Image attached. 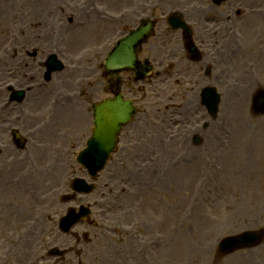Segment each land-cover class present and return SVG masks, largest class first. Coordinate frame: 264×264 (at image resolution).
I'll return each instance as SVG.
<instances>
[{"label": "rangeland", "instance_id": "obj_1", "mask_svg": "<svg viewBox=\"0 0 264 264\" xmlns=\"http://www.w3.org/2000/svg\"><path fill=\"white\" fill-rule=\"evenodd\" d=\"M41 1V7L38 8L39 0H0V71L4 70L0 86L13 81L9 78V72L19 71L22 74V68L17 63L22 61V66L27 70L29 67H36L38 63L41 65L50 54L57 52V39L63 35L62 29L66 30L63 16L73 20L80 19L90 6L78 11V3L82 0ZM191 1L193 0H134L135 4L128 5L126 0H109V4L101 2L100 5L90 0V3L100 5L103 11L122 14V35L139 27L146 20L153 22L154 28L149 38L139 47L138 56L141 61L150 60L155 63L156 72L164 63L167 47L170 46L176 53L185 52L184 43L173 44V37L176 36L165 38L162 35V29L167 27L165 16L182 8L185 12L191 9L200 13H209L210 8H217V11L228 10L230 2L215 7L210 0H194L193 6H190ZM231 1L232 5L255 6L258 11L264 9V0ZM129 6L133 8L130 9ZM144 16L149 18L141 20ZM190 22L198 23L199 19ZM51 27L59 29L51 32ZM107 27L105 23L93 22L75 35L88 36ZM191 27L194 40L198 36L200 39L204 38L194 28L196 25ZM21 30L24 33L19 36ZM259 30V24H256L249 37L243 36L242 41L235 43L233 39L227 40V49L239 43L244 46L237 59H243V70H247V65L253 64L256 47L252 49V42L256 43L258 51L264 50L262 42L255 38ZM204 33L208 36L204 40L207 42L205 48L219 43L214 39V34L208 35V31L201 29V34ZM114 35L115 30L112 28L109 35L90 38L75 47L72 45L74 35L68 37V44L59 57L65 65H76L81 70L78 71L79 74L71 76L67 73L66 76L70 77L68 85H61L54 77L50 85L60 93L56 97L60 96L61 99H68L69 93L74 95L71 92L75 89L77 93L81 90L77 96L78 102L73 104L75 106L68 107L78 112V124L70 123L60 114L63 119L54 122L53 139L44 142L45 158L40 157V153L38 158L32 151V146L35 143L38 145L37 139L29 145L28 132L34 124L20 123L21 126H16L26 141L21 150L7 133H3L0 151L9 149V152L2 158V152L0 154V181H5L7 189H11L16 195L4 197L12 204V208H8L12 211L8 212L11 213L9 215L7 213L6 220L0 219V264H107V259L118 264H264V242L256 249L222 257L218 256L216 250L219 240L224 237L244 231H264V117L250 119L241 111L240 122L236 117L231 118L228 112L232 113L231 108L226 105L223 108L220 106L221 112L215 119H202L198 114H180V110L188 112L201 101L199 98L192 99L193 95L187 100L191 88L195 90V83L192 80H181L178 76L172 80L155 77V72L153 78L139 83L132 80L134 74L131 72L110 75L104 67V61L112 48ZM47 36H53L54 41L49 44L42 42L43 46H32V41L39 43ZM248 45H251L249 53ZM9 59H15L17 67ZM173 59L176 64H184L183 66L193 62L184 53L179 59ZM202 63L194 67L200 66L202 79L208 81L211 78L207 75L208 64ZM263 65L262 63L256 67L261 73H258L261 79L264 77ZM219 69L220 67L216 73ZM44 72L43 69L42 74L37 76L23 72L25 77L20 80L21 84L18 81L20 76L15 77L13 82L20 87L28 84L32 76V80L40 84L41 81L44 82ZM77 79H80L78 84ZM229 81L234 82L235 79L229 78ZM57 83L61 86L60 89ZM116 90L127 98L134 99L138 113L123 130L117 151L105 170L94 180V191L89 195H76L75 201L67 203L62 197L73 194L72 179L87 177L79 168L76 156L92 134V106L112 96ZM64 107L65 105L61 106L59 111ZM44 110L43 108L42 114ZM178 115H183L186 119L182 129L172 125L170 127L172 122L168 121L169 117ZM46 116L45 113L40 120L33 122L36 124L42 119L46 121ZM223 118H228V123L222 122ZM45 121L40 122L38 127L46 126ZM204 123H207L206 127L203 126ZM196 137L199 143L194 142ZM53 141L60 145L63 143L64 148L71 149L67 154H60V162H56L50 154L49 146ZM18 158L19 161L24 159L18 165L21 174L20 170H15L10 165ZM2 164L8 167L3 168ZM32 165L33 173H28V166ZM45 165H48L46 169L43 167ZM156 166L161 170L158 175L154 174ZM44 170L48 174L58 173L54 184L51 179L43 180L37 175V172L42 173ZM22 175L38 178L40 186L34 189L39 202L35 203V196L24 194L18 188L20 186L14 183ZM181 175L186 176L181 178ZM87 181L93 180L87 177ZM142 187L143 196L138 197V191ZM19 198H26L33 210L22 224L16 225ZM81 205L89 208L92 215L71 234L61 233L58 230L60 218L68 208L78 211ZM185 213H188L187 218ZM1 215L4 214L0 206ZM9 221L12 225L15 223L13 228ZM213 246L214 251L211 249ZM55 248L60 249L62 255L50 257V250Z\"/></svg>", "mask_w": 264, "mask_h": 264}, {"label": "water", "instance_id": "obj_2", "mask_svg": "<svg viewBox=\"0 0 264 264\" xmlns=\"http://www.w3.org/2000/svg\"><path fill=\"white\" fill-rule=\"evenodd\" d=\"M143 33L136 35L135 38L129 39L130 51H126L122 49L119 52L120 60L115 65H119L121 67H127L130 65L131 61H133V56H131L134 52V45L139 41L140 36ZM133 63V62H132ZM113 64V65H112ZM108 65L110 68H114V56L109 58ZM135 109L130 106L129 101H123L120 96H117L114 100H107L102 104L96 106V114L98 116L96 121V127L94 131V148L92 149V153L95 158V168H102L109 154L115 149L117 142V135L120 132L122 126L127 123L131 117ZM254 238V236H252ZM243 239V238H242ZM258 239L252 241V243H242L236 241V244L244 245H255ZM227 250V249H223Z\"/></svg>", "mask_w": 264, "mask_h": 264}, {"label": "bare ground", "instance_id": "obj_3", "mask_svg": "<svg viewBox=\"0 0 264 264\" xmlns=\"http://www.w3.org/2000/svg\"><path fill=\"white\" fill-rule=\"evenodd\" d=\"M104 1H107V0H104ZM133 1L134 0H126V2H127L128 5H133V4L136 3V2H133ZM40 7H41V5L38 6V8H40ZM204 24H206V23L204 22ZM246 28H249V27H246ZM55 29H59V28L58 27H51L50 28L51 32H53ZM110 30H111V27L108 26L106 29L101 30L99 32L96 31V33L90 34L88 36H80V37H77L75 35L74 36V40H72V45H73V47H75L78 44H82V43L86 42L90 38L93 39L94 37H98L99 38V37L107 36V35H109ZM29 41H31V40L29 39ZM52 41H53V36H47L44 39H42V41L39 42V43L38 42H35V41H32V43L34 44V46H43L42 45V42H44L45 44L48 42V44H49ZM12 61L15 62L16 60L15 59H13V60L10 59L9 62L12 63ZM22 64H23L22 61L19 62V65L22 66ZM22 67H24V66H22ZM25 72L30 73L27 70H25ZM3 74H4V70L0 71V77H2ZM59 80H60L61 85H63V84L65 85V83H67V82L70 81V78L68 76H64V77H60ZM2 94H4V91H1L0 92V96ZM46 104H47V102H45L43 100L42 102H39L35 107H33L32 114L30 116L28 115V120H26L25 124L26 125L34 124L33 126L36 127L37 125L33 122L32 119H36L37 118L38 120H40V117L41 116H38V117L33 118V115H35L38 112H41L43 110V108L45 109ZM244 104L246 105V99L244 100ZM68 107H72V105H70V106L66 105L64 108H62L60 110V113L62 114V116L66 117L70 121V123L72 122L74 124H78V120H77V116H79L78 115V112L76 113V112H74L73 110H71ZM74 124H73V126H75ZM36 132H37V134H39V136L37 138L38 145H35L34 146V149L37 148V150L34 153L39 158L38 153H40V156H45L44 155L43 144H44L45 140H47V139H53L54 129H53V126H48L47 128H40V129L39 128H36ZM75 138H77V137H75ZM250 142L252 143V141H250ZM166 146H168V145H166ZM53 158L54 159H60L59 156H58V154L55 155ZM57 161H60V160H57ZM249 169H250V166H249ZM160 172H161V170L159 168H157V166H156V172L154 174L155 175H158ZM3 174H4V171H3L2 175ZM184 174H187V173H184ZM185 176L186 175H184V176L181 175V178L182 177H185ZM52 178L55 181L58 177L52 176ZM30 185H32L33 187L35 186V181L33 180L32 177L29 178L28 180H26L24 182V186L25 187H28ZM26 192H30V190H26ZM5 195H11V196L14 197L16 195V193H14V191H12L11 189L8 190V189L2 188L1 187V184H0V202H2V203L5 202V200H4ZM25 200H26V198H19V204H18L19 205V208H18V211H17V214L18 215H16L18 219L15 220L16 221V225H19L20 223H22V221H25L26 218H27V216H28L27 214L33 210L31 208V206H29V203H27V200L26 201ZM5 233L6 234H9L8 231H6ZM107 261H108L107 264H114V263H117L118 264V262H116V261L115 262H112L111 259H107Z\"/></svg>", "mask_w": 264, "mask_h": 264}]
</instances>
